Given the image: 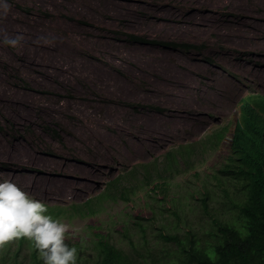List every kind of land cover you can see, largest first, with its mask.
<instances>
[{
    "label": "rangeland",
    "instance_id": "obj_1",
    "mask_svg": "<svg viewBox=\"0 0 264 264\" xmlns=\"http://www.w3.org/2000/svg\"><path fill=\"white\" fill-rule=\"evenodd\" d=\"M248 1L92 0L88 4L86 0H0V19L3 21L33 24L38 28L36 30L58 37L61 43L72 47L78 43L84 51L83 55L76 51L82 66L87 69L100 67L117 79L130 81L132 87L129 92L104 93L81 79L65 81L48 75L58 70L52 65L34 74L39 78L37 81L33 80V75L15 69L7 71L8 63L2 60H14L20 46L6 44V39L14 38L4 34L0 38L1 83L12 93L57 101L59 108L64 104L69 107L53 116L40 110L32 111L25 119L0 105V173L5 174L0 176V181L11 179L51 209L81 204L101 195L110 182L127 175L137 166L159 164L170 149L196 145L210 133L227 127L217 148L197 156L193 172L198 176L193 172L179 174L170 182L167 191V197L178 198L183 203L179 209L182 214L177 229L179 234L194 229L196 239L211 241L217 233L212 227L214 217L229 222L237 214L228 203V197H224V191L217 189L213 177L220 176L218 171L230 153L229 140L240 119L242 102L251 98L264 99V0H254L256 5L252 11L247 8ZM18 5L28 10L19 9ZM235 22L253 30L255 39L238 43L227 37L228 27ZM129 35L143 41H132ZM96 42L103 44L110 53L92 47ZM168 42L189 43L197 48L183 49L164 44ZM144 56L167 59L177 71H190L194 80L191 101L182 104L188 108L196 105V108L185 112L186 117L180 120L183 123L176 134L158 142L157 137L150 139L141 133L143 145H140L136 142L137 127L141 123L162 120L175 104L172 98L156 93L158 74L137 72L138 58ZM213 76L230 82L233 89L223 94ZM204 94L206 97H202ZM89 103L97 106V114L103 117L109 109L129 128V132H119L117 123L104 118L106 122L100 125V142H103L98 154L91 145L78 138L77 125L86 114L78 111L76 106L84 108ZM55 132L60 139L55 138ZM204 186L211 192L216 191L209 201L211 216L204 212L199 201V189ZM148 191L137 193L129 203L106 201L101 211L92 217L72 221L63 217L53 219L69 226L66 234L69 247L77 242L85 245L82 262L91 257L88 244L100 236L129 253L130 242L122 235L125 229L132 233L139 249L135 221L148 225L152 252L172 251L174 247L167 249L168 245L155 234L162 226L173 231V216L164 212L157 217L155 225L150 220L146 222L153 213L149 207L169 209L168 199L159 203L165 196ZM211 232L214 234L210 235ZM17 242L4 248L3 253L12 256ZM22 247L19 263L29 264L27 258L31 249L26 244Z\"/></svg>",
    "mask_w": 264,
    "mask_h": 264
},
{
    "label": "trees",
    "instance_id": "obj_2",
    "mask_svg": "<svg viewBox=\"0 0 264 264\" xmlns=\"http://www.w3.org/2000/svg\"><path fill=\"white\" fill-rule=\"evenodd\" d=\"M18 7L28 10L21 5ZM129 38L132 41H143L135 35H129ZM164 44L183 49L197 48L183 42ZM241 109L240 119L229 140L230 153L226 163L218 171L220 176L213 177L217 189L224 191V197H228L226 198L228 203L237 211L234 220L227 222L214 217L212 227L217 233H210L214 234L211 241L196 239L194 229H190L184 235L179 234L177 229L182 215L179 209L183 203L178 198L167 197L168 186L177 175L193 172L197 156L217 148L222 143L227 130V127H223L210 133L204 141L196 145L181 146L178 150L170 149L159 164L157 162L142 164L127 175L117 177L98 197L81 204L48 209V213L72 221L97 215L106 201L121 200L123 203H129L133 201L134 195L147 190L165 196L159 203L168 199L169 209L161 206L149 207L153 213L146 222L150 220V223L155 225L157 217L162 216L164 212L173 216L174 230L162 226L158 228L155 237L168 245L167 249L173 246L174 250H162L157 254L152 252L149 248L148 225L135 221L133 224L138 227L139 249L134 244L132 233L125 229L122 235L130 242L129 253L100 236L88 244L87 248L92 254L84 262L81 261V253L86 251L85 245L81 246L79 242L73 245L78 253L77 264H264V99L244 100ZM54 136L60 139L56 132ZM181 161L182 166H179ZM193 174L198 176V173ZM229 187L234 190L233 193ZM201 189L199 201L204 212L211 216L209 201L216 191L211 192L205 186ZM17 244L18 247L12 256L7 252L3 253L4 249H0V264H20L18 256L24 244L31 249L30 257L27 258L29 264H43L32 242L20 239Z\"/></svg>",
    "mask_w": 264,
    "mask_h": 264
},
{
    "label": "bare ground",
    "instance_id": "obj_3",
    "mask_svg": "<svg viewBox=\"0 0 264 264\" xmlns=\"http://www.w3.org/2000/svg\"><path fill=\"white\" fill-rule=\"evenodd\" d=\"M256 1H248L247 8L249 11L254 9ZM86 2L91 4L92 0H86ZM150 19L152 18L150 17ZM36 29L38 28L33 24L5 22L0 19V38L4 34L14 39L17 37L21 38L18 43L20 50H18L19 48L16 49L18 54L16 58L10 62L7 59L2 60V62L8 63L6 67L7 71L15 69L17 72L33 75V80L37 81L39 78H36L34 74L47 70L52 65L58 68V70L54 74H47L53 77H61L65 81L81 79L88 85L97 87L102 92L109 94L111 92L124 93L132 90L130 81L117 79L100 67H98L99 69H87L82 66L77 58L76 51L78 50L77 52L81 55H83L84 51L78 43H75L72 47L61 43L58 37L47 35ZM226 36L238 43H247L255 39L253 38L255 37L254 31L238 22L228 27ZM91 46L98 51H102V53H110L106 51L104 45L101 43L96 42V44ZM83 59L88 61L84 56ZM136 70L138 73L143 72L148 75L158 74V77L155 79L156 93L168 96L175 101L174 109L162 120L141 123L137 127L136 142L143 145L141 133L146 134L150 139L157 137L158 142L165 141L169 136L176 134L183 123L180 120L186 117L185 112L196 108V105L188 108L182 104L191 101L190 93L194 87V80L190 75V71H177L169 60L153 56L139 57ZM2 76L3 74L0 72V105H4L8 111H12L18 117L29 118L32 111L36 110H40L48 116H53L62 108L69 107L68 104H64L59 108V102L57 101L50 102L26 94L12 93L1 83L3 81ZM214 79L223 94L233 89L230 82H227L222 77L215 76ZM215 93H212L210 96H213ZM202 97H206V95L204 94ZM183 98L188 99V101H182ZM76 108L82 114H86V118L82 120V123L77 125L78 132H80L78 138L83 139V143L87 142L91 145L95 149L96 154L101 151V142L103 141L100 142V125L106 122L103 120L104 118H109L110 121L117 123L119 132H129V128L122 122H119L118 118L114 117L109 109H106L103 117V115L97 114V110L99 109L93 103H89L84 108L77 105ZM26 183L28 184L29 182Z\"/></svg>",
    "mask_w": 264,
    "mask_h": 264
},
{
    "label": "clouds",
    "instance_id": "obj_4",
    "mask_svg": "<svg viewBox=\"0 0 264 264\" xmlns=\"http://www.w3.org/2000/svg\"><path fill=\"white\" fill-rule=\"evenodd\" d=\"M20 39H6L4 42L16 46ZM48 209L51 208L11 179L0 181V249L26 239L32 242L43 264H77V249L66 243L69 226L53 219L63 216L56 217L48 213Z\"/></svg>",
    "mask_w": 264,
    "mask_h": 264
}]
</instances>
